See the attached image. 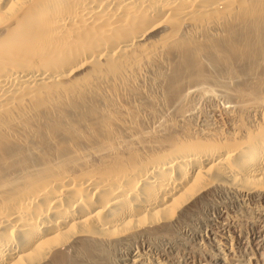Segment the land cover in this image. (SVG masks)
Here are the masks:
<instances>
[{
	"label": "bare ground",
	"instance_id": "1",
	"mask_svg": "<svg viewBox=\"0 0 264 264\" xmlns=\"http://www.w3.org/2000/svg\"><path fill=\"white\" fill-rule=\"evenodd\" d=\"M263 237L264 0H0V264H264Z\"/></svg>",
	"mask_w": 264,
	"mask_h": 264
},
{
	"label": "rangeland",
	"instance_id": "2",
	"mask_svg": "<svg viewBox=\"0 0 264 264\" xmlns=\"http://www.w3.org/2000/svg\"><path fill=\"white\" fill-rule=\"evenodd\" d=\"M206 109H207V107H206ZM203 219H205V222H207L206 221V218H204L203 217ZM199 220V219H198ZM198 220H194V221H192V222H190L192 225H190V223H187L186 225H184L183 227H182V229L181 228H179V234L180 235H182V237L181 238H184L183 240H185L186 239V237L185 236H187V238L188 239H191V240H188V239H186V240H188V241H192V239H194V235H192V234H197V233H199V232H202V231H204V230H206L205 228H208V225L205 223V226H204V223H203V220L202 219H200L201 221H198ZM199 222V223H198ZM189 224V226H187ZM207 225V226H206ZM187 226V227H186ZM192 228V229H190L191 230V234L189 233L190 232V230H188L189 228ZM185 228V229H184ZM187 228V229H186ZM194 228V229H193ZM204 229V230H203ZM186 230V231H185ZM197 230H198V232H197ZM200 230H202V231H200ZM183 231V232H182ZM185 231V232H184ZM197 233H196V232ZM180 232H182V233H180ZM186 233V234H185ZM185 234V235H184ZM192 235V236H191ZM262 240V241H261ZM264 237L263 238H260V239H258L257 240V242L258 243H261V244H263L262 245V247L264 248ZM162 245H165V246H160V244H158V245H153L154 246V249H153V247L152 248H150V250H149V253H148V255L151 253V256L150 257H157V255H159L158 257H160V256H162V255H167V254H169V255H167L168 257H170V258H174V256H176L177 258H179L178 260H180V262H182L183 264H192V263H188L189 261H187L186 259H187V256H186V252L184 251V246L182 245V244H179V243H176L175 245H171V246H169V248H168V246H167V244H162ZM140 246V245H139ZM139 246H136V248L138 247L139 248ZM158 246H160L161 248H159ZM180 246H181V248H180ZM163 247V248H162ZM166 247V248H165ZM175 247H177V248H175ZM122 248V247H121ZM117 249L116 251H114L113 252V254H114V258H113V261L115 262V264H127V259L130 257V251L127 249V248H122V249ZM156 248V249H155ZM159 248V249H158ZM124 249H126V250H124ZM148 249V248H147ZM145 247H144V249H143V251H146L147 250ZM155 251H153V250ZM157 249H158V253H157ZM163 249V250H162ZM167 251H166V250ZM139 250V249H138ZM142 250V249H141ZM159 250H160V252L161 251H164L165 253L163 254V252L162 253H160L159 252ZM176 250V251H175ZM151 251V252H150ZM168 252V253H167ZM252 252L253 253H257L256 252V250L255 249H253L252 250ZM153 253V254H152ZM260 253L263 255V258H264V250L263 249H261L260 248ZM157 254V255H156ZM154 257V258H155ZM175 257V258H176ZM185 257V258H184Z\"/></svg>",
	"mask_w": 264,
	"mask_h": 264
}]
</instances>
